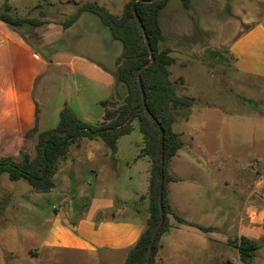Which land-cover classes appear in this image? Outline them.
<instances>
[{
    "label": "rangeland",
    "instance_id": "1",
    "mask_svg": "<svg viewBox=\"0 0 264 264\" xmlns=\"http://www.w3.org/2000/svg\"><path fill=\"white\" fill-rule=\"evenodd\" d=\"M8 1L17 7L15 14L44 11L48 21L76 8L73 0ZM97 1L121 14L130 0ZM191 12L187 20L178 17L179 30L165 32L164 44L171 45L175 59L168 66L170 78H183L177 92L193 98L191 106L174 108L173 129L185 139V153L193 144V160L202 168L175 167L181 179L169 185V193L180 216L215 227L186 229L171 217V227L161 237L164 264H245L234 247L241 236L260 246L251 264H264V238L239 225L241 206H248L241 225H258L264 234V78L241 72L228 47L255 21H264V0H194ZM62 83L55 77L47 80L53 104L60 99ZM59 112L40 109L50 122L59 119ZM131 127L114 147L100 138L77 139L59 159L49 192L33 191L26 178L0 175V264H125L137 241L126 248L111 244L124 222L142 224L145 231L150 205L139 185L145 170L138 155L146 136L138 118ZM36 140L37 132L25 138L31 156ZM12 157L23 160L21 152ZM253 181L259 182L258 190L248 199L257 187Z\"/></svg>",
    "mask_w": 264,
    "mask_h": 264
},
{
    "label": "crops",
    "instance_id": "2",
    "mask_svg": "<svg viewBox=\"0 0 264 264\" xmlns=\"http://www.w3.org/2000/svg\"><path fill=\"white\" fill-rule=\"evenodd\" d=\"M73 1L76 3L80 0ZM180 1L168 0L159 11V24L163 33L160 46L169 47L171 53L173 52L171 45L164 44L165 32L173 33L176 29L179 30L178 17L182 16L186 19V15L194 9V0H190L188 7L182 0ZM6 2L13 10L17 8L8 0ZM4 4L5 0H0V8ZM30 12L28 9L29 15L21 16H31ZM228 47L234 52L235 64L241 72L264 78V21H255L248 31L238 35ZM122 48V42L113 38L109 27L96 14L88 11L83 12L68 27H63L55 21H48L40 26L30 23L11 25L0 19V156H13L15 152L27 151L25 138L31 132L38 134L42 130L55 127L59 119L51 118L50 122L48 115H41V107L56 108L59 111L64 104H67L77 116L88 122L95 123L102 120L104 109L99 101L111 95L123 99L126 94L123 83L117 78L116 62ZM49 77L58 78L63 82L64 88L56 104H53L48 93ZM46 122L50 125L46 126ZM183 149L184 145L168 162L169 173L177 178L167 183V198L172 210L169 215L170 227V218L180 212L177 201L169 193V185L181 179L173 169L178 168V165L202 168L198 164L195 165L197 162L193 160L195 153L193 144L189 154ZM138 158H144L145 170L143 174L141 173L139 185L143 188V194L148 195L150 172L146 169L150 162L146 156ZM258 183L253 181L257 187L250 191L248 199L258 190ZM171 195L175 197L174 193ZM247 207L241 206L239 225L241 228L256 232L258 239L264 238L263 228L258 225L252 227L248 224L241 225ZM251 207L254 208L253 205ZM260 213H264V210ZM248 214L255 216L254 209L248 211ZM181 217L194 224V229L199 231L205 230H201L198 226L211 227L209 230L215 227L211 223H194L186 217ZM122 224L123 229H119L116 241L111 244L115 248L132 246L144 232L142 224L130 226L127 222ZM179 226L186 229L192 227L187 224H179ZM162 248L160 238L155 254L156 264H164L167 260V254Z\"/></svg>",
    "mask_w": 264,
    "mask_h": 264
},
{
    "label": "trees",
    "instance_id": "3",
    "mask_svg": "<svg viewBox=\"0 0 264 264\" xmlns=\"http://www.w3.org/2000/svg\"><path fill=\"white\" fill-rule=\"evenodd\" d=\"M128 1L121 14L111 12L105 4L97 0L76 2L73 12L59 18L56 23L68 27L85 12L96 14L107 25L114 39L122 42V52L117 59V78L123 83L126 94L123 99L115 95L99 101L104 109L102 120L91 123L75 114L73 109L64 104L59 112L58 124L37 134L35 154L22 151L23 160L17 162L12 156H0V175L8 172L9 178L17 180L26 178L35 192H49L55 185L54 175L58 169V161L64 158L69 146L79 138H100L111 147L119 136L131 131V121L140 120V129L146 136V142L138 157L148 156L150 159L149 177V218L147 228L129 250L125 264H156L155 254L161 236L170 227L169 215L172 213L167 198V183L176 180L168 171V162L184 145L181 133L173 129L175 122L174 108L189 107L193 98L177 92V84L183 83V78L172 80L168 66L174 62L169 47L161 48L163 33L159 24V11L168 0L146 2ZM188 7L190 0H182ZM47 13L41 11L38 16H21L13 12L12 6L5 2L0 8V19L11 24L30 23L40 26L48 20ZM138 19L141 21L140 25ZM143 27V28H142ZM146 32L149 39L153 62L141 69L140 81L138 70L149 61L150 51L144 39ZM144 95L145 106L142 104ZM163 209L164 219L153 241V250L149 261H146V251L152 241L154 229L160 220V209ZM179 224L194 225L178 214H174ZM201 230L211 227L198 226ZM240 260L251 264L259 244L241 236L235 239Z\"/></svg>",
    "mask_w": 264,
    "mask_h": 264
},
{
    "label": "water",
    "instance_id": "4",
    "mask_svg": "<svg viewBox=\"0 0 264 264\" xmlns=\"http://www.w3.org/2000/svg\"><path fill=\"white\" fill-rule=\"evenodd\" d=\"M137 0H134L133 1V3H132V8H133V10H134V13H135V7H134V4H135V2H136ZM144 1H146V2H152V1H157V0H144ZM135 15H136V13H135ZM138 21H139V23H140V25L142 26V23H141V21L138 19ZM143 28V27H142ZM143 33H144V39H145V42H146V44H147V46H148V48H149V51H150V59H149V61H147V62H145L142 66H141V68L138 70V80L140 81V72H141V69H143L145 66H147L148 64H150L151 62H153V60H154V57H153V55H152V50H151V47H150V43H149V39H148V37H147V34H146V32L145 31H143ZM142 104H143V106H145V101H144V95L142 94ZM160 214H161V216H160V220L158 221V223H157V225H156V227H155V229H154V232H153V236H152V241L150 242V244L148 245V248H147V251H146V261L148 262L149 261V259H150V257H151V254H152V250H153V241H154V239H155V237H156V235H157V233H158V229H159V227L161 226V224H162V222H163V219H164V215H163V209L161 208L160 209Z\"/></svg>",
    "mask_w": 264,
    "mask_h": 264
}]
</instances>
